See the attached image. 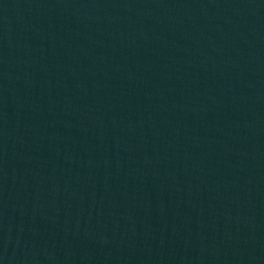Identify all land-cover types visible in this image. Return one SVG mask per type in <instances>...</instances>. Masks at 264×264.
Returning <instances> with one entry per match:
<instances>
[{"label": "water", "instance_id": "water-1", "mask_svg": "<svg viewBox=\"0 0 264 264\" xmlns=\"http://www.w3.org/2000/svg\"><path fill=\"white\" fill-rule=\"evenodd\" d=\"M0 264H264V0H0Z\"/></svg>", "mask_w": 264, "mask_h": 264}]
</instances>
